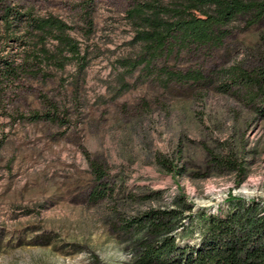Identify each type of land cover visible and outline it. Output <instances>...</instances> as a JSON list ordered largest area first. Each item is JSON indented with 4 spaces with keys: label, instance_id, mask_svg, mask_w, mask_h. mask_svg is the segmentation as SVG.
Listing matches in <instances>:
<instances>
[{
    "label": "rangeland",
    "instance_id": "rangeland-1",
    "mask_svg": "<svg viewBox=\"0 0 264 264\" xmlns=\"http://www.w3.org/2000/svg\"><path fill=\"white\" fill-rule=\"evenodd\" d=\"M151 1L0 0V264H134L142 235L117 232L120 218L183 201L211 214L255 201L264 214V103L219 89L224 70L264 68V19L238 17L208 47L155 53L134 40L139 23L128 16ZM6 6L63 21L85 65L9 75L39 35L29 16L7 28ZM45 45L55 52L58 41ZM89 156L107 166L106 198L92 197ZM159 158L185 173H168ZM212 158H234L245 175L208 169Z\"/></svg>",
    "mask_w": 264,
    "mask_h": 264
},
{
    "label": "trees",
    "instance_id": "trees-1",
    "mask_svg": "<svg viewBox=\"0 0 264 264\" xmlns=\"http://www.w3.org/2000/svg\"><path fill=\"white\" fill-rule=\"evenodd\" d=\"M2 13L1 19L7 28L18 29L23 18L29 16L26 22L29 32L39 35L35 37L33 55L28 61L16 68L8 64L12 77L18 71H30L42 63L55 65L58 69H64L70 61L81 67L85 65L86 57L68 36L70 28L63 21L25 15L8 6ZM246 15L258 21L264 19V0H181L170 7L163 6L160 0H153L138 4L128 13L131 20L139 23L134 40L143 42L155 53L173 51L177 47H208L223 39L228 24ZM49 38L58 41L55 52L46 48ZM143 63L140 59L124 64L134 69ZM167 75L184 79V75L174 72ZM222 76L225 78L219 88L222 92H230L234 87L243 88L252 103H264V68L247 71L236 66L224 70ZM256 111L264 113L262 109ZM33 117L38 119L40 115ZM89 158L98 184L92 197L106 198L111 191L107 166L97 157ZM158 163L176 177L186 171L166 158H159ZM208 169L236 172L240 178L246 171L244 164L234 158H212ZM232 199L235 200L233 196ZM257 207L255 201L246 204L238 200L232 212L211 214L204 209L193 211V206L183 201L182 208H151L121 217L115 227L117 232L125 235L141 233L135 245L134 264H264V214L258 213Z\"/></svg>",
    "mask_w": 264,
    "mask_h": 264
}]
</instances>
